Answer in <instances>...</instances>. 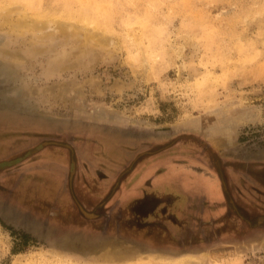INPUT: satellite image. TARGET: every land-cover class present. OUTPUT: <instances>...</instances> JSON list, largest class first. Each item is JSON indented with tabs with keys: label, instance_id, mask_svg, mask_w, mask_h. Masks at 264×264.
<instances>
[{
	"label": "rangeland",
	"instance_id": "rangeland-1",
	"mask_svg": "<svg viewBox=\"0 0 264 264\" xmlns=\"http://www.w3.org/2000/svg\"><path fill=\"white\" fill-rule=\"evenodd\" d=\"M260 179L264 0H0V264H264Z\"/></svg>",
	"mask_w": 264,
	"mask_h": 264
},
{
	"label": "crops",
	"instance_id": "crops-1",
	"mask_svg": "<svg viewBox=\"0 0 264 264\" xmlns=\"http://www.w3.org/2000/svg\"><path fill=\"white\" fill-rule=\"evenodd\" d=\"M106 143H108V142H106ZM104 151H105V154H109L110 156H112L114 158L117 157L116 155H118L117 152H116L117 151L116 148H114L113 145H110V143H108V145H106ZM204 154H203V152L196 153V156H198V159L196 158L194 160H190L189 162L190 163H193L195 166L196 165H199V167H201V168L203 166L204 167L207 166L206 164H207V161H208V155L206 156ZM148 165L149 164H147V167H148ZM260 169L261 170L259 172L260 173L259 175H262V168H260ZM141 171L144 174L146 173V172H144V165L138 166V168H136L134 170V172L137 173V174L140 173ZM145 176H150V173L149 172L146 173ZM186 176H187V178L189 177L188 175H186ZM160 178H163V184H162L161 189L162 188H165V189L166 188L167 189L168 188H176L177 185L175 183L174 184H171L170 183V181L167 179V174L166 173H163ZM158 181H160L159 178L156 181V187H155V184H153V186H147L146 188L148 190H145L146 192L144 190L143 191L140 190L137 187H135L136 188V191H133L135 189L132 187L131 188V195L130 194H125L126 192H124L123 188L120 187L118 189V191H117L119 193L118 196H117L118 198L117 197L116 198L118 199L119 202H125V201L128 200L127 198H129V196L130 197L136 196V199H134V201L135 202H140L141 200L138 197H140L139 194H141V197H143L142 198L143 200H146V198L150 199L151 197H153L152 196L153 194H150V193H152L151 192L152 188L154 187L157 190L160 189V186L161 185L158 183ZM261 181L262 180L260 179V181H259V183H260V189L262 187H264V185H262V182ZM137 185L139 186V183H137ZM210 185H211V183L208 184V185H204L203 179L201 177H199V176H195L194 177V181H190V183H188L186 181L185 182V188H182L181 187V188H179L180 190L178 191V193L180 195L179 196L180 202L185 203L186 205H188L186 208H189V209L191 208V205H196L198 202H200L201 206L202 205L204 206V204H205L204 202L210 203L211 205L216 204V203L218 204L221 201L220 200V197H221L220 194H219V196L218 195H215V198H212L211 196H209V195L206 194L207 193V188ZM212 187L213 188L215 187L217 189V190L215 189L216 192L218 191L217 185L216 186H213L212 185L211 188ZM243 194H244V196H247L245 193H243ZM123 195H125L126 197L123 198ZM250 197H251L250 195H249V197H243V200L241 201V203L243 204L242 210L245 213H246L247 205H248V207H250L251 205H253V201L250 199ZM137 198H138V200H137ZM111 200H114V199L112 198ZM256 202H258V211L262 212V197L260 198V200H257ZM216 208L217 207H214V210L210 209V212H211L210 213V216H208L209 218L207 217L208 219H210V221L213 220V218H215L214 217V214L215 213H218V211H217ZM177 210H178V208H177ZM159 213L163 214L164 212H159ZM206 215H207L206 210L203 208V210H201L200 217L203 219V218L206 217Z\"/></svg>",
	"mask_w": 264,
	"mask_h": 264
},
{
	"label": "bare ground",
	"instance_id": "bare-ground-1",
	"mask_svg": "<svg viewBox=\"0 0 264 264\" xmlns=\"http://www.w3.org/2000/svg\"><path fill=\"white\" fill-rule=\"evenodd\" d=\"M17 24H18V26H20V25H27V24H38L37 22H35V21H31V20H25V19H22V20H20L19 22H17ZM40 25V24H39ZM57 25H55V27H56ZM59 26V25H58ZM57 26V27H58ZM60 27H61V25H60ZM59 28V27H58ZM64 27H62V29H63ZM55 29H57V28H55ZM40 30H42V29H40ZM39 30V31H40ZM45 31V30H44ZM36 32H38V31H36ZM42 32V31H41ZM92 40H94L96 43H98V44H106V42H107V40L106 39H104L103 38V36H100L98 33H95L94 35H92ZM237 120H239V121H241V119L240 118H238ZM93 215V214H92Z\"/></svg>",
	"mask_w": 264,
	"mask_h": 264
},
{
	"label": "water",
	"instance_id": "water-1",
	"mask_svg": "<svg viewBox=\"0 0 264 264\" xmlns=\"http://www.w3.org/2000/svg\"><path fill=\"white\" fill-rule=\"evenodd\" d=\"M82 210V209H81Z\"/></svg>",
	"mask_w": 264,
	"mask_h": 264
}]
</instances>
